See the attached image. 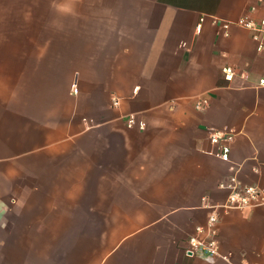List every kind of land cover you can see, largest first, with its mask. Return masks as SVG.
<instances>
[{
    "label": "crops",
    "instance_id": "1",
    "mask_svg": "<svg viewBox=\"0 0 264 264\" xmlns=\"http://www.w3.org/2000/svg\"><path fill=\"white\" fill-rule=\"evenodd\" d=\"M241 17L264 0H0V264H230L184 248L230 176L264 190V37L225 35ZM215 211L220 254L264 264V206Z\"/></svg>",
    "mask_w": 264,
    "mask_h": 264
},
{
    "label": "built area",
    "instance_id": "2",
    "mask_svg": "<svg viewBox=\"0 0 264 264\" xmlns=\"http://www.w3.org/2000/svg\"><path fill=\"white\" fill-rule=\"evenodd\" d=\"M230 26H237L251 32L252 39L258 42V50H261V39L264 37V17L258 21H254L247 17H241L235 22H224L223 28L225 35ZM222 74L226 81H231L235 75V70L229 66L222 69ZM264 84V81H260ZM76 92V89H74ZM117 100L114 101V105ZM205 100L196 102V107L202 109L206 106ZM128 127L135 124L134 116H129L126 122ZM234 140V133L231 131H213L209 133V142L212 149L209 154L224 162L230 160V146ZM222 187L229 189L227 200L222 205H214L210 208L212 212L209 214L204 227H196L195 234L190 236L184 248V253L188 257L202 258L206 261H212L214 258H221L231 264L228 256H222L219 252V240L217 233L218 214L215 211L218 208L222 209H252L264 206V190L258 186H242L234 176L229 177L227 184H222Z\"/></svg>",
    "mask_w": 264,
    "mask_h": 264
}]
</instances>
